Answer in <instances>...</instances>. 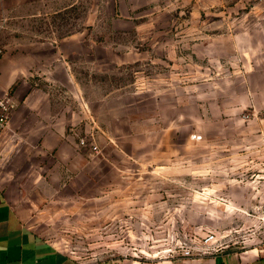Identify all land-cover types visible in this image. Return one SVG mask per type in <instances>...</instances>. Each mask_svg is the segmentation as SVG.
Instances as JSON below:
<instances>
[{
	"label": "rangeland",
	"instance_id": "1",
	"mask_svg": "<svg viewBox=\"0 0 264 264\" xmlns=\"http://www.w3.org/2000/svg\"><path fill=\"white\" fill-rule=\"evenodd\" d=\"M0 186L84 262L264 244V0H0Z\"/></svg>",
	"mask_w": 264,
	"mask_h": 264
},
{
	"label": "crops",
	"instance_id": "2",
	"mask_svg": "<svg viewBox=\"0 0 264 264\" xmlns=\"http://www.w3.org/2000/svg\"><path fill=\"white\" fill-rule=\"evenodd\" d=\"M0 264H264V244L177 260L84 262L29 227L0 186Z\"/></svg>",
	"mask_w": 264,
	"mask_h": 264
}]
</instances>
